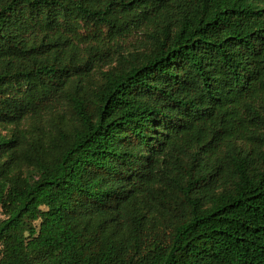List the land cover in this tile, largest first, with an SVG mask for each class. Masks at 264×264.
<instances>
[{"label":"trees","instance_id":"16d2710c","mask_svg":"<svg viewBox=\"0 0 264 264\" xmlns=\"http://www.w3.org/2000/svg\"><path fill=\"white\" fill-rule=\"evenodd\" d=\"M1 125L0 264H264V0H0Z\"/></svg>","mask_w":264,"mask_h":264},{"label":"rangeland","instance_id":"374dc122","mask_svg":"<svg viewBox=\"0 0 264 264\" xmlns=\"http://www.w3.org/2000/svg\"><path fill=\"white\" fill-rule=\"evenodd\" d=\"M85 33V30L83 31ZM144 35L141 33H134L131 36H127L125 38H121L117 41L118 45H120L121 49L124 50V52H132L135 49H137L142 42H144ZM105 62L102 64L104 65ZM108 69L107 66H102L101 69H97L92 72V74L89 76L88 81L91 85H89V90H92L94 88V85H98L102 83V73L103 71H106ZM66 110L60 111V113L57 115H51L49 117H45L44 119L40 120H27L23 125L21 126L22 129L31 131V135L33 137H42V134L46 132L47 129L51 125H53L58 117L62 114L65 115ZM12 126H0V133L3 135H8L12 131ZM45 139V138H44ZM0 219H3L2 214L0 213Z\"/></svg>","mask_w":264,"mask_h":264}]
</instances>
